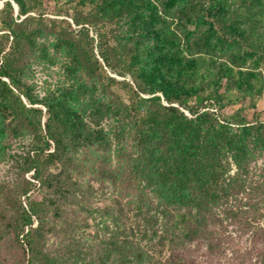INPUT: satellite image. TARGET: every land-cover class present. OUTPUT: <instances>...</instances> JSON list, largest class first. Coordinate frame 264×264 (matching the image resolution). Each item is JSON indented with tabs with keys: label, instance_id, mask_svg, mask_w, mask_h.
I'll list each match as a JSON object with an SVG mask.
<instances>
[{
	"label": "trees",
	"instance_id": "16d2710c",
	"mask_svg": "<svg viewBox=\"0 0 264 264\" xmlns=\"http://www.w3.org/2000/svg\"><path fill=\"white\" fill-rule=\"evenodd\" d=\"M3 11L9 17L2 16L0 34V162L11 133H31L34 153L22 172L18 210L7 219L21 246L23 235L30 264H185L180 252L205 238L206 206L239 189L258 195L255 218L264 217V173L257 178L251 167L264 153V120L257 111L249 119L243 104L250 98L253 106L264 92V0H6ZM48 12L72 22L58 25ZM49 29L73 78L108 91L90 115L75 90L42 100L28 82L34 62H52L39 44ZM191 100L211 103L201 111ZM38 103L46 107L44 125ZM215 103L221 110L239 106L225 120L210 111ZM107 117L116 124L109 148L114 140L132 142L129 168L101 166ZM32 171L41 197L25 208L21 196L31 190L25 175ZM107 181L119 190L116 198L108 191L118 210L96 204L106 199ZM141 236L152 242L148 248Z\"/></svg>",
	"mask_w": 264,
	"mask_h": 264
},
{
	"label": "rangeland",
	"instance_id": "374dc122",
	"mask_svg": "<svg viewBox=\"0 0 264 264\" xmlns=\"http://www.w3.org/2000/svg\"><path fill=\"white\" fill-rule=\"evenodd\" d=\"M6 0H0V34L3 33L1 28L2 16L9 17V12L3 11ZM160 2V1H159ZM162 3V2H161ZM15 16L18 13L19 7L15 4ZM47 19H56L58 25L65 26L63 20L72 22L71 17L64 14H53V12L46 13ZM73 28L75 25L72 23ZM50 34L45 35L39 40L41 49H48L51 52L52 62L47 60H37L33 64L32 71L29 76L28 82L33 85V90L40 99L43 100L48 93L61 94L66 91H76L79 98V105L87 115H90L93 109L98 105L108 101V91L98 88L92 82L81 77H75L72 75V68H70L69 59L64 56V50H62L59 43L53 40ZM91 34L96 38L95 34ZM97 44V39L95 41ZM95 53L99 57V49L95 47ZM249 66H253L250 62ZM260 70L264 72V64L260 65ZM108 72L110 70L106 68ZM119 81L127 80L132 84L133 79L127 75L122 77L116 73H111ZM73 89V90H72ZM124 99H130L129 94L125 90H120ZM162 96V93H158ZM152 94L145 93L142 97L149 98ZM252 100V99H251ZM162 102L166 105L167 102L162 96ZM252 101L247 98L245 107L248 118H252L254 111H257L260 119L264 120V92L261 96L254 98L253 106ZM211 102L204 101L199 103L198 100H191L189 106L193 109H200L204 111L206 109L203 106H208ZM185 114L192 116L191 110L187 107H182L178 103L175 104ZM43 110V125L47 121L46 107L43 103L35 105ZM239 106L224 107L222 110L218 103L213 104L210 111L216 112L221 119H231V113L233 108ZM195 116V115H193ZM224 121H221L223 123ZM103 128L106 131V142L100 149V153L104 155L101 162L103 168L115 167L118 165L128 166L126 155L131 150L132 142L129 139L112 141L111 149L108 146V130H115V122L108 117L103 121ZM254 135L252 137H256ZM258 140V139H256ZM260 141V139L258 140ZM34 137L30 132L13 134L5 141L3 151L6 153L3 161L0 162V264H16V261H20L23 264L29 263V250L25 243L23 235L20 236L22 245L19 244L13 237L12 230L7 227V219L13 217V213L18 210L19 203L17 202L19 193L22 192L25 182L22 178V172L29 161L33 151ZM260 154V156H259ZM257 158L251 162L252 171L256 174L257 178L264 173V153L258 152ZM231 169V174L236 171L235 164L228 158ZM33 171L25 175L27 180L32 181L31 190L28 195H22L21 201L25 208H28L29 202L32 198L38 199L41 197L39 192L38 181L32 178ZM91 177V176H90ZM255 177V178H256ZM89 178V176H87ZM99 185V184H97ZM108 181L102 185L104 191L103 201H97V205L105 206L110 204L111 208L119 209L120 206L114 202V200H108V191L112 197L118 196L119 190L108 188ZM116 198V197H115ZM122 198V196L120 197ZM151 200L153 208L149 211L150 214L155 213V207L158 205L156 197L151 194ZM127 199L122 201V206L127 210L125 205ZM258 195H255L253 191L248 190H236L235 193L225 196L219 202L206 206L208 211L206 212L205 226L203 227L204 237L191 242V246L185 252H180L185 259V264H264V217L256 219L255 209L259 206ZM129 213L128 211H126ZM158 213V212H156ZM142 219V217H140ZM132 222L126 219L127 225ZM141 224V223H140ZM142 224H144L142 222ZM141 227L143 228V225ZM135 226V225H134ZM93 233V230H91ZM101 235H108V230L102 229ZM27 229L25 230V233ZM150 237H153V242H158V238L152 233H149ZM142 245L148 248L151 241H148L141 236ZM24 249H23V248ZM150 249V248H149ZM148 249V250H149ZM154 250H151L153 252ZM157 253V252H156ZM173 264V263H172ZM174 264H180V261L175 260Z\"/></svg>",
	"mask_w": 264,
	"mask_h": 264
},
{
	"label": "built area",
	"instance_id": "2783aa9c",
	"mask_svg": "<svg viewBox=\"0 0 264 264\" xmlns=\"http://www.w3.org/2000/svg\"><path fill=\"white\" fill-rule=\"evenodd\" d=\"M189 117H192L191 115L188 114Z\"/></svg>",
	"mask_w": 264,
	"mask_h": 264
}]
</instances>
